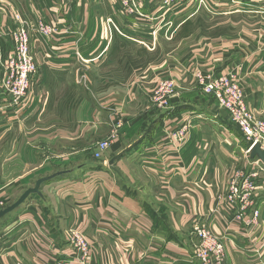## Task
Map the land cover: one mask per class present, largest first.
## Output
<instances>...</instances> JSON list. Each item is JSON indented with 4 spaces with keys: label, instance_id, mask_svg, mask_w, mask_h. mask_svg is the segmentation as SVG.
Masks as SVG:
<instances>
[{
    "label": "crops",
    "instance_id": "1",
    "mask_svg": "<svg viewBox=\"0 0 264 264\" xmlns=\"http://www.w3.org/2000/svg\"><path fill=\"white\" fill-rule=\"evenodd\" d=\"M157 1L138 0L140 16H122L109 0H0V47H10L11 41L3 38V32L15 26L14 14L43 17L69 31L50 40L48 57L40 48L52 64L40 72L45 77L47 73L48 78L42 84L49 83L51 75L65 79L69 73L85 68L77 58L96 57L93 69L107 72L103 65L108 57L111 62L125 59L126 50L141 45L149 50L157 39L169 41L177 33L182 13L167 14L161 20L164 10L159 9ZM215 14L240 17L242 25L234 31V37H240L244 44L232 49L229 41L206 42L207 50L192 53L187 61L200 64L213 76L233 72L246 105L264 119V0L221 5ZM108 19L123 32L114 30L113 34L108 28L113 34L106 49L111 44L109 53L103 52L102 36ZM89 26H97L96 34H88ZM146 56L144 61L150 59ZM189 62L184 63L183 71L174 72L176 77L164 76L177 83L176 94L167 107L154 106L151 101L153 85L157 84L151 62L139 69L122 66L118 69L120 77L135 75L133 80L130 77L118 90L101 94L93 121H73L61 137L53 128L52 139H62L61 150L49 156L56 159L48 164L40 166L39 161L30 173L43 168L36 173L38 179L62 173L40 186L34 204H22L2 222V233H7L0 244L8 249L5 256L0 255V264H39L34 256L41 249L50 253L45 257L52 260L65 258L71 253L67 234L72 228L80 229L88 240L89 264H201L194 255L198 239L191 235L197 225L222 236L226 254L223 264H264V175H259L260 190L252 197L263 219L248 231L230 221L221 192L235 172L246 168L249 142L229 122L226 111L197 89ZM5 104L0 97V107ZM35 109L32 107L30 113ZM12 114V109L0 110V131L11 124ZM181 122L188 123V131L182 141H177L174 134ZM85 131L94 133L90 142H83ZM109 136L110 147L95 160L89 148ZM88 151L90 157L85 156ZM118 154L122 156L114 162V171L110 170L105 161L108 164ZM247 171L255 169L247 166ZM7 187L11 188L10 184ZM26 220L28 225L21 226Z\"/></svg>",
    "mask_w": 264,
    "mask_h": 264
},
{
    "label": "rangeland",
    "instance_id": "2",
    "mask_svg": "<svg viewBox=\"0 0 264 264\" xmlns=\"http://www.w3.org/2000/svg\"><path fill=\"white\" fill-rule=\"evenodd\" d=\"M181 1L183 2L182 5L180 4V2L171 4V0L157 1L159 2V9L161 8L160 10H164L162 15H165L166 17L167 14L174 15L175 12H178L177 14L182 13L180 15V18L183 17V21L181 25H179L181 27L177 28V33L174 34L169 41H166L167 39H157L158 41L154 45V48L149 50L143 45H141L143 48L141 47L135 50L128 49L126 50L127 52L125 59L113 60L112 58L114 62H111V57H108V60H106V64L103 65L107 67V72L103 73H97L93 69L94 63L96 62L97 58H90L88 56L86 57V59L77 58V61L81 63L85 68L81 67V69L77 70L76 73L74 71L69 73L68 76L65 77V79L60 77L59 75H51L49 77V83H47L46 85L42 84V82L46 80L45 78H47V73L46 77L40 76V74L44 69L48 68V64H51V62L46 58L49 56L48 52L51 39L48 42H42L40 40H37L35 35L31 33L29 42V55L33 57L34 64L38 68V73L36 74V76H33L31 78V82L29 81L30 85L29 88L25 91L24 96L17 100L15 103H12V101H14L12 97L7 96L4 90L1 91L0 87V97H2V101L6 100L7 102V104H5L3 107H0V110H2V113L8 109H12L13 111L11 124L6 126V129L0 131V199L2 200L6 198L8 200L4 203V207L0 206V210L13 204L26 189L32 188L34 186L35 181L38 180V175L36 173L42 172L43 168L33 173H30V170L34 166H36L39 161L40 163H42L40 166H42L44 163L48 164L50 161L56 159V157L49 158V156L54 151L56 152L61 150L62 139L60 138V141L58 142L52 139L53 132H50L54 127V132H58L59 137H61V132H63L66 126H73V121L75 123L78 119H87L88 121L91 119L90 121H93L94 109L95 107L99 108L101 94H105L111 89L118 90L120 85H126L129 82L128 79L131 76L123 75L120 77V75L118 74V69L120 67H138L139 69L141 65L151 62L150 68L151 71L154 70L152 74L154 82L164 83L166 81L165 77H176L174 75V72H177L176 70L180 71L182 69L183 71V67H185V64L190 61L189 58L192 53H201V51L207 50L208 43L206 44V42L219 40L220 43H226L227 41H229L233 45L232 49L239 43L244 44L241 42L240 37H237L236 39L234 37L236 35L234 33H236L239 26L242 25L239 24L240 17H223L222 15L215 14V12L213 11L207 12L203 8H200L198 10L197 4L194 0ZM182 7L183 9L181 11H177ZM25 17L28 21L31 22L35 19H38V16L34 19H31L29 16ZM42 19L44 18L42 17ZM231 20H234L237 24H234V26L231 25ZM106 27V31L101 28L102 36L104 38L103 40L105 42L103 52L109 50V53L111 50V44L109 49H106L109 46V38L114 34V29L111 27L113 32V34H111V31L108 30V23L106 24ZM13 29L14 27L8 29L7 33L3 32V38H5L7 41L11 39L10 32ZM118 29L120 30V28ZM68 31V27H65L63 29H59V27H56L54 35L68 34ZM87 31L88 34H96L97 26H89L87 28ZM122 33L123 32L119 31L118 34ZM146 35H150V33L147 32ZM39 41L41 45L37 43ZM40 48L41 50H43V52L46 51V57H44V54L40 52ZM2 52L4 54L6 52L8 53L4 58L5 60L6 57L11 53V43L10 47H0V60H2ZM146 54L150 57V59L144 61L147 58ZM159 55L161 57L158 59ZM130 57H134L135 59H131ZM140 57L141 60L138 59ZM189 64L192 67L191 73L192 77L194 76V82L196 86H198L196 79L197 71H201L204 73L207 72H205L201 68V65L198 63H193V61H191L189 62ZM111 70H114V74L110 73ZM183 74L184 73H180V75ZM134 76L131 77L130 81L133 80ZM176 79L178 80V78ZM153 87H155V85H153ZM197 89L200 90V87H198ZM42 94H44V96ZM175 94L176 92L174 93L173 91L170 96H174ZM32 107L36 108V112L34 114L30 113ZM250 111L255 118H258L260 120L262 119L260 117H257L251 109ZM82 125L86 126V124ZM78 126L79 124H76V129H78ZM3 127L4 126H2V128ZM176 130H178L179 133H182L184 137L186 132L188 131V123L181 122L177 126ZM91 132L92 131L84 132L85 137H87L85 138V140H83V142L91 141V138L94 136V133L91 134ZM92 148H89L90 153ZM90 155L91 154H89V151L85 154L86 157H90ZM105 166L107 167L108 164H106ZM44 167L48 168L47 165H45ZM235 174L236 172L232 175L231 180L236 179ZM17 181L20 182V185H18L19 183ZM13 183H15V185ZM8 184H10L11 188L7 187ZM229 184L223 189V191L221 190V195H223L224 197L228 193ZM260 186L261 184L258 182V185L256 186L257 190L254 193L255 195L257 194V192H259ZM2 187L6 188L3 189L7 192L6 195L9 197V199L8 197H6V195L2 196ZM36 196L37 195L29 196L27 198L28 201H25L23 204H26V202L28 203L27 205L34 204ZM255 204V202H252L251 205L245 207L244 218L243 220H239L238 223L232 222L231 218H228L232 223L238 224L237 226H239L240 228H244L248 231L253 230L257 226H259L261 220L263 219L260 216V209ZM19 209L20 208H17L16 210ZM15 211L0 220V233H2V229L5 227V224H3L2 222L5 219L11 218ZM255 212H257L256 217L254 215ZM20 225L26 227L28 224L25 221L23 223H20ZM214 232L213 235L222 245H224L222 236L217 232ZM242 232L244 231L242 230ZM191 235L197 238L193 231L191 232ZM197 239L198 242L195 245L198 246L201 243V240H199V238Z\"/></svg>",
    "mask_w": 264,
    "mask_h": 264
},
{
    "label": "built area",
    "instance_id": "3",
    "mask_svg": "<svg viewBox=\"0 0 264 264\" xmlns=\"http://www.w3.org/2000/svg\"><path fill=\"white\" fill-rule=\"evenodd\" d=\"M188 1V0H185ZM197 4V9L203 8L207 12H217V8L221 5L234 6L238 5L241 0H194ZM222 1V2H220ZM111 5L117 6V14L122 16H140L138 10V0H109ZM180 2L181 0H171L172 3ZM192 2V1H191ZM190 2V4H191ZM165 15L160 14L161 20H164ZM15 23L14 29L10 32L11 53L7 52L2 55L0 60L1 71V91L4 90L7 96H11L15 103L22 98L25 91L29 88L31 78L36 76L38 68L35 66L33 57L29 55V42L31 33L35 35L37 40L48 42L55 35L57 22L38 19L28 21L25 16L16 13L13 16ZM108 28H112L119 33L113 20L108 19ZM112 27V28H111ZM79 57V54L77 55ZM196 79L200 92L211 97L219 109L225 110L229 122L238 128L245 139L249 142V147L245 152L247 156V166L254 167L255 171L248 172L247 166L244 170L238 171L235 174L236 179H232L229 184V190L225 197L224 209L231 216L232 222L238 223L244 218V210L246 206L251 205L252 197L257 190L259 175H264V165L259 160H249L248 155L251 148L258 144L264 149V120L255 118L246 105L244 93L241 85L233 72L213 76L211 73L197 71ZM164 83H157L153 89L151 101L154 106L167 107L168 100L173 91L176 92L177 83L172 78L165 79ZM30 81V82H29ZM11 100V99H10ZM174 137L177 141H182L183 134L176 130ZM112 136H109L96 144L92 148V157L100 160L102 154L110 147ZM105 161V165H106ZM7 202L5 199H0V206ZM5 206V205H4ZM3 206V207H4ZM4 209V208H2ZM255 217L257 212L254 213ZM28 223V221L26 220ZM23 223V221L21 222ZM36 222L33 221V226ZM193 232L201 243L195 246V256L201 264H223L226 256L223 245L213 235V233L197 225L193 228ZM6 231L0 234V242L4 240ZM68 245L71 253L60 259L52 260L51 257H45L50 253L44 252L42 249L35 254L36 262L39 264H89L91 249L86 236L78 228H72L68 231ZM8 249L4 243L0 244V255L5 256ZM49 250H52L49 247Z\"/></svg>",
    "mask_w": 264,
    "mask_h": 264
},
{
    "label": "water",
    "instance_id": "4",
    "mask_svg": "<svg viewBox=\"0 0 264 264\" xmlns=\"http://www.w3.org/2000/svg\"><path fill=\"white\" fill-rule=\"evenodd\" d=\"M122 156V154H118L117 156L113 157L109 162H108V168L110 170L114 171V162L117 161L120 157ZM249 156L251 160L257 159L259 160L263 165H264V150L260 149V146L258 144L254 145L250 152H249ZM62 172H58L55 174H52L50 176H46L43 178H39L38 180L35 181V184L32 188H28L26 189L21 195L20 197L11 205L7 206L4 209L0 210V220L2 218H4L5 216L9 215L10 213H12L13 211H15L17 208H19L26 200L29 196L31 195H37L40 196V186L45 183L48 182L52 179H54L55 177H57L58 175H60Z\"/></svg>",
    "mask_w": 264,
    "mask_h": 264
},
{
    "label": "trees",
    "instance_id": "5",
    "mask_svg": "<svg viewBox=\"0 0 264 264\" xmlns=\"http://www.w3.org/2000/svg\"><path fill=\"white\" fill-rule=\"evenodd\" d=\"M6 208V207H5Z\"/></svg>",
    "mask_w": 264,
    "mask_h": 264
}]
</instances>
